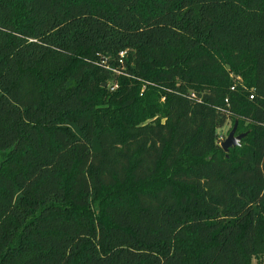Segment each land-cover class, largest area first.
<instances>
[{
    "label": "trees",
    "instance_id": "obj_1",
    "mask_svg": "<svg viewBox=\"0 0 264 264\" xmlns=\"http://www.w3.org/2000/svg\"><path fill=\"white\" fill-rule=\"evenodd\" d=\"M0 153V264H250L264 0H0Z\"/></svg>",
    "mask_w": 264,
    "mask_h": 264
},
{
    "label": "rangeland",
    "instance_id": "obj_2",
    "mask_svg": "<svg viewBox=\"0 0 264 264\" xmlns=\"http://www.w3.org/2000/svg\"><path fill=\"white\" fill-rule=\"evenodd\" d=\"M147 1V3L150 1V0H145ZM156 119V118H155ZM154 119V120H155ZM149 122V120L147 121ZM234 126V125H233ZM232 126V122H227V124L218 131V135L223 139V141L227 138L228 134L230 133V131L232 130L233 128ZM70 127V130L76 135L78 136L79 133H78V130L74 127V126H69ZM241 132H244L246 134V132L244 130H239L235 133V136H238V135H241V134H244V133H241ZM222 141V142H223ZM241 144H242V141H241ZM92 149L95 151V150H98L99 147H98V144L97 142H93L92 143ZM4 153H0V162L1 160L4 158ZM250 264H264V255H259L257 257H253Z\"/></svg>",
    "mask_w": 264,
    "mask_h": 264
},
{
    "label": "water",
    "instance_id": "obj_3",
    "mask_svg": "<svg viewBox=\"0 0 264 264\" xmlns=\"http://www.w3.org/2000/svg\"><path fill=\"white\" fill-rule=\"evenodd\" d=\"M235 133H236V124H234L227 138L219 146L224 153H227L230 149L234 147H238L240 145L241 140L246 135V134H241L235 136Z\"/></svg>",
    "mask_w": 264,
    "mask_h": 264
},
{
    "label": "built area",
    "instance_id": "obj_4",
    "mask_svg": "<svg viewBox=\"0 0 264 264\" xmlns=\"http://www.w3.org/2000/svg\"><path fill=\"white\" fill-rule=\"evenodd\" d=\"M233 88L234 87H231V90H233ZM249 98L252 99V96H250ZM222 141H223V139L220 136H218V141H217L218 142V146H220V144L222 143Z\"/></svg>",
    "mask_w": 264,
    "mask_h": 264
}]
</instances>
